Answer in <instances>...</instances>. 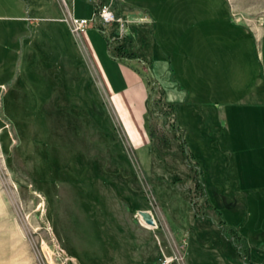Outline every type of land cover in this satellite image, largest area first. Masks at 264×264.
Here are the masks:
<instances>
[{"label":"rangeland","instance_id":"374dc122","mask_svg":"<svg viewBox=\"0 0 264 264\" xmlns=\"http://www.w3.org/2000/svg\"><path fill=\"white\" fill-rule=\"evenodd\" d=\"M68 1L77 19L94 22L99 9L94 2ZM227 1L232 13L246 28H263L264 0ZM43 2L46 9L40 17L64 16L60 0ZM40 24L65 29L64 24ZM154 28L151 42L158 53L156 22ZM86 31L94 33L90 34L92 44L104 47L107 52L112 41L106 27H96L93 23ZM177 31L185 32L179 28ZM171 33H174L173 27ZM79 37L78 41L73 40L79 43ZM186 39L188 42V36ZM38 44L31 49L24 43L22 63H17L8 73L0 70V83L6 73V76L21 75V80L27 84L24 98H15L16 94L11 93L13 88L8 92L7 86L4 92L1 90L2 95L7 93V96L0 95V264H264V190L246 189L248 186L259 188L264 181L254 176L240 183L233 179V173L220 177L215 184L225 192L227 199L236 201L237 209L205 211L176 146L169 147L171 155L164 160L154 155L152 161L146 149L134 155L128 143H123L119 127L121 113L108 100L100 80L93 76L80 44L74 47L91 73L96 94V113H91L99 127L113 137L116 146L100 131L83 125L82 140L72 139V132H68L70 118L64 112L58 114L55 103L61 107H88L89 95L83 94L70 63L69 66L61 63L62 69L59 71L56 67L53 76L50 73L45 74L48 78L41 76L40 62L46 57L37 54ZM114 64V68L106 70L121 80L124 78L122 66L118 62ZM30 65L32 70L28 68ZM129 65L147 84L144 117L148 129V108L159 98V94H154L152 80L164 89L167 102L173 101V96L179 99L180 94L189 103L197 104L196 111L201 117L208 105L224 102L223 95L208 94L205 87L196 85L190 77L179 76L185 71H160L156 67L149 71L141 63ZM85 89L88 92L87 86ZM253 89V83L232 84L227 94L231 97L250 95ZM135 93L133 113L140 110L137 88ZM20 98L23 100H17ZM38 112L47 115V119L40 118ZM190 116L196 118L193 114ZM246 120L260 130L249 158L264 166V111ZM202 128L203 125L189 140H193L190 144L206 171L218 153L209 150ZM50 142L61 144L62 163L70 164L75 173L70 171L67 177L52 170L43 175L45 167L40 148ZM237 148V152L243 150L240 146ZM94 162L99 164L98 170L91 166ZM133 174L135 181H132ZM45 176L47 182H40ZM208 177L209 172H204L203 180ZM178 178L182 180L173 183ZM131 198L135 204H131ZM210 202L213 204L216 199L211 198ZM141 211L150 212L156 226L147 225ZM195 213L200 216L196 218Z\"/></svg>","mask_w":264,"mask_h":264},{"label":"crops","instance_id":"0c3cea01","mask_svg":"<svg viewBox=\"0 0 264 264\" xmlns=\"http://www.w3.org/2000/svg\"><path fill=\"white\" fill-rule=\"evenodd\" d=\"M113 1L116 2L117 10H113L112 3L107 5L114 11L116 17V21L106 27L112 41L110 44L116 47L125 45L129 52L139 56L137 59L120 61L112 58L109 49L107 54L104 47L92 44L90 40V34H94L92 31L91 33L85 31L79 37L80 42L76 43L73 38L78 40L71 33L68 22L70 18L76 17L68 0H60L64 12L61 18L40 17V13L46 9L43 0H0V70L8 73L17 63L19 65L22 63L24 43L31 49L39 43L40 51L38 50L37 54L46 57L40 62V68L43 70L40 75L48 78L45 74L50 73L52 76L56 74L55 68L59 67L60 71L61 63H65L66 66L70 63L72 73L78 75L77 83L80 84L83 94L89 95L88 107L93 110L85 106L83 108H87L93 116L91 112L96 113L97 108L94 97L96 94L91 73L84 66L79 51L74 47L80 44L82 56L87 59L93 76L100 80L108 100L117 112L121 113L119 114V127L123 138L121 140L128 143L134 155L138 150L146 149L152 161L154 153L144 117L147 84L129 64L141 63L145 70L149 67L153 70L156 67L160 71H185L179 76L190 77L193 83L205 87L208 94L223 95L224 102L208 105L203 117L197 114V104L189 103L180 94L179 99L173 96L174 100L170 103L173 102L172 104L179 107L178 121L185 130L189 147L194 153V146L190 144L193 140H189V136L203 125L204 128L201 130L207 138L206 142L209 144L207 147L218 153L215 154L216 160L209 162L210 168L206 171L197 158L203 173L208 171L210 175V178L205 180L209 201L211 198L216 199L213 204L217 209L227 208L234 211L237 209L236 201L227 199L225 192L217 187L215 181L232 173L233 179L240 183L254 176L258 181H264V166L261 162L256 164L249 158L260 130L255 125H249L246 120L255 113L264 111V26L260 29L246 28L232 13L227 0H216V7L213 6L214 0H152L151 3L145 0ZM155 22L158 29V53H155V44L151 42L155 33ZM40 23L64 24L65 29L50 27L48 24L42 26ZM172 27L174 33H171ZM178 28L185 32H178ZM185 35L188 36V42L187 39L184 40L187 38ZM55 61L58 62L54 63ZM34 62H37L35 58ZM113 62H118L122 66L124 78L121 77V80L106 70L114 68ZM30 66L28 68L32 70ZM5 74L2 75L0 92L1 90L4 92L3 89L7 86L5 90L8 89L9 92L13 88L11 93L16 94L15 98L27 96L25 94L27 84L21 80V75L17 77L15 74L10 76ZM175 76L177 82L182 84L179 76ZM252 83L255 90L253 89L250 95L231 97L227 94L232 84ZM86 86L89 93L86 92ZM136 88L140 92L138 94L140 110L133 113V103L137 98ZM2 92L0 95L5 98L7 93L2 95ZM191 114L196 118L191 119ZM239 146L243 150L237 152ZM241 156L242 159L239 158ZM137 158L139 159L138 155ZM246 189L264 190V185L259 188L248 186Z\"/></svg>","mask_w":264,"mask_h":264},{"label":"trees","instance_id":"16d2710c","mask_svg":"<svg viewBox=\"0 0 264 264\" xmlns=\"http://www.w3.org/2000/svg\"><path fill=\"white\" fill-rule=\"evenodd\" d=\"M110 3H112L111 6L113 7V10H117L118 7L116 5V2H114L113 0H94V4L97 7V9L101 8L102 6L109 5ZM122 9H124V7H122ZM109 53L112 58L120 61H133L139 57L135 53L129 52L125 45H120L116 47L113 44H110ZM149 71H151L150 67H149ZM152 85L154 89V94L156 93L159 94V98L153 101L152 108L151 109L148 108L149 138L151 142V148L155 157L159 160H164L168 155H171L168 151L169 147L172 145L176 146L178 152L184 159L190 171L188 178H190L195 183V188H196L195 190L200 195V198L202 200L201 204L204 206V210L210 211V209H217L209 201V194L207 191L205 181L203 180V169L195 153L189 147L185 130L179 124L178 121L179 107L175 104L166 101L165 91L160 86V84L152 80ZM149 99L151 100V96ZM55 109L57 110L58 114L61 115V113L64 112V114L68 118H70L68 124V126H70L69 128L70 130L68 132H72V139H75L76 141H81L83 126H86L87 129L93 127L96 130L100 131L101 134H103L106 139L113 140L112 142L115 145V140L113 139V137L109 136L106 131L102 130V128L99 127V125L95 121V118L90 114L87 108L85 107L80 108L73 105L70 107H61V106H57L55 103ZM40 110H43V107H41ZM54 115L57 116V114ZM40 116H41L40 118H45V120L47 119L46 118L47 115L43 114ZM50 143L49 145H47L48 143H44L43 148H40L42 162L45 167L43 175H47L49 171L54 170V172L56 171L59 174L62 173L68 177V175H71L70 171L74 172L75 170L72 169V166H70V164L62 163V158L60 156V151H59V148L63 150V148L59 146L61 144H58L59 142H50ZM119 157L117 155V158ZM121 161L123 162L125 160H121ZM91 166H93L95 170L99 169V164H97V162H94ZM77 173L79 174L80 172ZM135 180L136 178H134V174H133L132 181ZM181 180L182 179L178 178L176 179V181H173V183H178ZM40 182L43 183L47 182L46 176L43 177L40 180ZM132 200L133 199L131 198L130 200L131 204H135V202H133ZM192 208L194 209V207ZM195 216L197 218L200 215L198 213H195Z\"/></svg>","mask_w":264,"mask_h":264},{"label":"built area","instance_id":"2783aa9c","mask_svg":"<svg viewBox=\"0 0 264 264\" xmlns=\"http://www.w3.org/2000/svg\"><path fill=\"white\" fill-rule=\"evenodd\" d=\"M89 2H94V0H87ZM96 18L94 22L89 21L87 19H69V27L71 33L78 38L81 33L85 32L89 25L95 24L98 25V22L102 27H107L109 24L116 21V17L109 6H102L96 12Z\"/></svg>","mask_w":264,"mask_h":264},{"label":"water","instance_id":"95a60500","mask_svg":"<svg viewBox=\"0 0 264 264\" xmlns=\"http://www.w3.org/2000/svg\"><path fill=\"white\" fill-rule=\"evenodd\" d=\"M140 214L143 217L144 221L147 223V225L156 226V222L150 212L141 211Z\"/></svg>","mask_w":264,"mask_h":264}]
</instances>
